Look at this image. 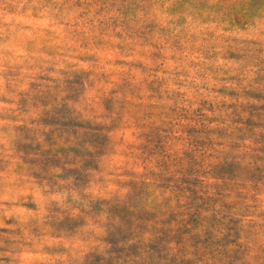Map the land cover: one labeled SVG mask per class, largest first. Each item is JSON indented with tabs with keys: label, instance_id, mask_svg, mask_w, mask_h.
<instances>
[{
	"label": "rangeland",
	"instance_id": "obj_1",
	"mask_svg": "<svg viewBox=\"0 0 264 264\" xmlns=\"http://www.w3.org/2000/svg\"><path fill=\"white\" fill-rule=\"evenodd\" d=\"M0 264H264V0H0Z\"/></svg>",
	"mask_w": 264,
	"mask_h": 264
}]
</instances>
